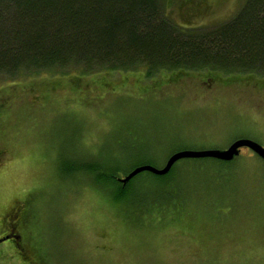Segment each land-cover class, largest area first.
<instances>
[{"label":"rangeland","instance_id":"1","mask_svg":"<svg viewBox=\"0 0 264 264\" xmlns=\"http://www.w3.org/2000/svg\"><path fill=\"white\" fill-rule=\"evenodd\" d=\"M166 1L162 14L201 28L227 22L244 0ZM205 73L0 75V237L20 222L26 243L0 242V264H264V162L248 149L231 188L164 208L151 193L115 204L111 188L61 169L113 156L118 135L141 137L145 154L130 155L156 168L180 148L239 138L264 148V76Z\"/></svg>","mask_w":264,"mask_h":264},{"label":"trees","instance_id":"2","mask_svg":"<svg viewBox=\"0 0 264 264\" xmlns=\"http://www.w3.org/2000/svg\"><path fill=\"white\" fill-rule=\"evenodd\" d=\"M166 2L0 0V75L141 71L145 79L172 72L264 76V0H244L227 22L201 28L175 24L162 14ZM165 130L168 135L183 132L166 126ZM140 138L118 135L113 156L98 160L88 155L92 157L61 169L72 177L83 173L92 183L111 188L115 204H139L151 193L149 199L162 201L164 208L183 204L191 194L203 198L212 196L215 188H231L235 160L208 158L180 160L164 176L142 172L122 185V174L143 165L130 155L134 149L145 154Z\"/></svg>","mask_w":264,"mask_h":264},{"label":"water","instance_id":"3","mask_svg":"<svg viewBox=\"0 0 264 264\" xmlns=\"http://www.w3.org/2000/svg\"><path fill=\"white\" fill-rule=\"evenodd\" d=\"M241 149H248L258 158L264 162V148L257 142L239 138L231 141L226 148L223 149H204V150H180L171 153L165 160L164 164L160 168H156L152 165L137 166L131 171L127 172L122 177L118 178V182L122 185L126 184L136 175L142 172H149L156 176L166 175L171 168L180 160L184 159H214L222 162H231L240 155Z\"/></svg>","mask_w":264,"mask_h":264},{"label":"flooded vegetation","instance_id":"4","mask_svg":"<svg viewBox=\"0 0 264 264\" xmlns=\"http://www.w3.org/2000/svg\"><path fill=\"white\" fill-rule=\"evenodd\" d=\"M8 216H9V213L6 214V217ZM19 225H20V222H18L16 226L11 223L9 227L1 233L3 235L0 237V242L10 240L12 241L11 244L14 245L15 249L26 252V243L23 242L22 240V236L19 232V228H20ZM24 258H28V257L24 256Z\"/></svg>","mask_w":264,"mask_h":264}]
</instances>
